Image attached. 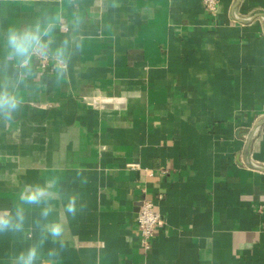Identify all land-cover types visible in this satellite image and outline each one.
Here are the masks:
<instances>
[{"label":"crops","instance_id":"1","mask_svg":"<svg viewBox=\"0 0 264 264\" xmlns=\"http://www.w3.org/2000/svg\"><path fill=\"white\" fill-rule=\"evenodd\" d=\"M58 18L45 55L9 59V28ZM68 39L67 71L55 52ZM0 210L58 176V264H264V0H0ZM75 194L78 211L63 203ZM144 199L163 216L145 250ZM42 206L0 233V264L43 238ZM43 223V221H42Z\"/></svg>","mask_w":264,"mask_h":264},{"label":"clouds","instance_id":"2","mask_svg":"<svg viewBox=\"0 0 264 264\" xmlns=\"http://www.w3.org/2000/svg\"><path fill=\"white\" fill-rule=\"evenodd\" d=\"M57 19L48 20L44 24L37 23L24 29L9 28L6 36L9 59H15L19 64L28 66L34 54L45 55L48 44L43 38L53 32ZM70 43L68 39L64 40L53 57L56 61L55 70L60 76L68 68ZM23 82L21 77H17L15 85L0 82V118L5 121H12L21 109L23 96L18 88ZM59 179L58 176L53 175L42 184L37 183L26 186L18 194L19 203L15 210H0V233L20 232L24 227L25 207L42 206L40 210L41 220L36 221V226L41 228L43 238L22 250L16 256L15 264H58L59 251L56 248L49 249L47 259H42L41 248L47 239H51L53 243H59L61 249L65 244V225L60 221H49L48 219L52 211L51 201L56 195ZM77 199L78 197L75 194L66 197L63 203V212L66 216L74 217L76 215L78 211Z\"/></svg>","mask_w":264,"mask_h":264},{"label":"built area","instance_id":"3","mask_svg":"<svg viewBox=\"0 0 264 264\" xmlns=\"http://www.w3.org/2000/svg\"><path fill=\"white\" fill-rule=\"evenodd\" d=\"M218 0H204L207 12L215 14ZM137 226L141 236V245L145 250L152 246L153 239L158 226L163 224L164 219L156 209L155 203L151 199H144L137 214Z\"/></svg>","mask_w":264,"mask_h":264}]
</instances>
